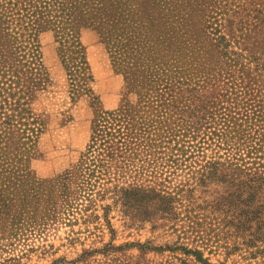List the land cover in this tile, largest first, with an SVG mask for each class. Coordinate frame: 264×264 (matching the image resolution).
<instances>
[{
	"label": "trees",
	"instance_id": "trees-1",
	"mask_svg": "<svg viewBox=\"0 0 264 264\" xmlns=\"http://www.w3.org/2000/svg\"><path fill=\"white\" fill-rule=\"evenodd\" d=\"M169 1L156 0L162 4ZM176 1L192 5L194 0ZM195 1L203 4L204 11L207 0ZM128 3L0 0V198L14 197L18 185L53 186L55 190L48 193L46 201L53 209L60 203L59 197L67 202L74 196L89 206L109 199L131 222L175 225L182 220L185 201L195 202L197 189L208 193L209 186L216 184L215 197L202 201L205 209L211 210L215 227L220 231L232 228L252 260L264 264L263 8L244 13L230 9L231 13L225 11L220 16L204 11L200 17L208 46L184 55H169L166 47L143 68L142 75L126 67L128 86L137 91L140 104L148 105L143 109L120 105L98 115L79 168L93 163L100 169L99 175L85 172L76 182L71 172L51 182L33 176L29 164L44 123L31 106L37 90L49 82L39 33L54 32L63 61H77L79 74L86 81L91 77L77 25L98 29L110 44L113 35L130 28L122 13ZM169 7L173 11V5ZM175 23L165 20L169 29ZM183 35L189 39L187 32ZM116 54L117 49L115 58L122 66ZM88 175L104 184L94 189ZM83 187L90 191H82ZM53 209H48V214L56 217ZM146 248L150 250L148 245ZM119 249L108 244L100 252L106 255ZM158 250L173 252L171 256L179 264H211L188 244ZM177 251L185 258L176 255ZM100 252H85L78 261Z\"/></svg>",
	"mask_w": 264,
	"mask_h": 264
},
{
	"label": "rangeland",
	"instance_id": "rangeland-1",
	"mask_svg": "<svg viewBox=\"0 0 264 264\" xmlns=\"http://www.w3.org/2000/svg\"><path fill=\"white\" fill-rule=\"evenodd\" d=\"M143 1L147 5H141ZM178 2L170 0L163 2L164 5L156 0H129L122 13L130 28L113 35L110 44L98 29L85 23L77 25L91 77L86 81L79 74L77 61H63L54 32L39 33L41 60L49 82L37 90L31 106L44 123L29 164L35 179L52 181L71 172L76 182L85 172L99 175L100 169L93 163L79 168V162L87 155L98 115L117 110L120 105L129 109L148 105L140 104L137 91L128 86L126 67L141 72L166 47L169 55L179 52L184 55L208 46L200 17L204 11L206 14L215 11L220 16L233 9L243 13L264 9V0H207L204 11L200 6L203 4L195 0L192 5ZM172 5L173 11L169 10ZM168 19L176 21L174 28L165 25ZM185 32L189 34L188 40L183 37ZM115 49L122 66L115 58ZM205 148L209 153L208 146ZM88 178L94 189L104 184L95 176ZM216 187L211 184L208 193L197 189L195 202L185 201L184 221L173 225L163 221L131 222L109 199L96 200L94 206H89L86 200H76L74 196L67 202L59 197L60 203L53 209L52 204L46 203L48 193L55 190L53 186L21 188L18 185L20 190L14 197L0 198V264H166L170 261L179 264L171 256L173 252L158 250L174 247L176 243L197 248L211 264H259L252 260L244 241L232 228L220 231L215 227L211 210L205 209L202 201H211ZM88 189L83 187L82 191L89 192ZM104 205L112 207L104 211ZM50 208L56 217L49 216ZM108 244L120 249L103 255L100 250ZM93 251L100 253L86 255L78 261L85 252ZM175 253L185 258L180 251Z\"/></svg>",
	"mask_w": 264,
	"mask_h": 264
}]
</instances>
